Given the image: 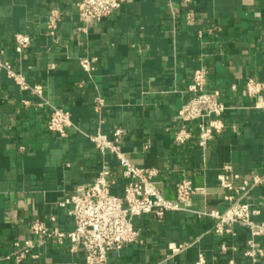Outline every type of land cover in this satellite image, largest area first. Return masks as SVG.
Masks as SVG:
<instances>
[{
	"label": "crops",
	"instance_id": "crops-1",
	"mask_svg": "<svg viewBox=\"0 0 264 264\" xmlns=\"http://www.w3.org/2000/svg\"><path fill=\"white\" fill-rule=\"evenodd\" d=\"M79 0H0V50L27 84H40L42 101L0 68V264L13 241L28 236L37 217L46 226L72 231L62 202L80 194L103 168L121 196L126 179L116 159L101 154L88 139L97 131L119 144L137 166L157 170L151 183L171 200L175 183L186 179L201 190L187 205L162 217L132 218L135 242L108 253L106 264H264L244 255L247 227L232 223L215 234L211 211L227 207L219 185L224 165L247 179L263 172L264 92L249 97L251 78L264 82V0H128L100 21H79ZM63 17L54 36L47 34L52 9ZM30 44L14 51L16 34ZM92 70L85 71L80 59ZM207 70L205 90H219L225 130L205 148L195 141L173 142L176 114L188 97L194 70ZM70 113L65 136L47 131L51 107ZM243 202L264 221V183L249 189ZM54 218L52 220L51 218ZM264 252V236L254 238ZM186 245L171 254L169 245ZM222 247H225L223 249ZM20 264H85L81 249L50 241L35 247Z\"/></svg>",
	"mask_w": 264,
	"mask_h": 264
},
{
	"label": "built area",
	"instance_id": "built-area-1",
	"mask_svg": "<svg viewBox=\"0 0 264 264\" xmlns=\"http://www.w3.org/2000/svg\"><path fill=\"white\" fill-rule=\"evenodd\" d=\"M128 0H79L76 9L79 12V21H100ZM63 17L62 11L52 9L45 22L47 34L54 36ZM14 51L18 54L30 44L26 34L14 36ZM82 68L90 72L92 67L87 58L80 59ZM0 68L7 75L15 79L23 89H28L33 95L45 102L40 84L29 85L25 79L16 73L11 64L4 59L3 50H0ZM207 70L199 68L194 70L187 86L188 97L176 114V127L173 134L175 145H186L190 141L205 148L210 140L225 130L222 115L225 105L221 100L220 91L205 90ZM244 92L249 97H256L264 92V82L247 79L243 85ZM72 126L70 113L62 108L51 107L46 121V129L59 136H65L68 128ZM122 131L116 129L112 138L97 131L88 134V139L95 145L101 154H110L120 167L126 184L122 195L116 196L111 192L114 180L110 178V171L103 167L95 179L80 194L68 195L60 205L68 206V214L72 217L74 228L63 232L46 226L44 221L37 217L30 219L27 224L28 236L13 241V251L3 257V260H12L20 264L32 254L35 247L42 246L50 241L57 244L69 242L71 250L81 249L84 252L85 264H106L107 255L117 251L126 244L135 242L138 231L133 228L132 218L141 215L162 217L167 211L184 208L191 196L200 191L186 179H178L175 183L174 200L164 197L152 183L157 170L139 167L134 164L122 150L119 137ZM264 183L263 172L244 179L234 172L230 165L222 167L219 185L225 191L224 199L227 203L225 211H211L209 215L214 218L213 232L217 235L232 232L231 224L239 223L248 228L250 240L244 255L256 261L264 255L263 249L256 244L254 238L264 236V221H256L259 209L252 203L243 202L242 198L249 189ZM54 220V218H51ZM186 245H169L171 254L178 253ZM225 249V247H222ZM203 254H198L193 264H206ZM229 264H234L233 260Z\"/></svg>",
	"mask_w": 264,
	"mask_h": 264
}]
</instances>
